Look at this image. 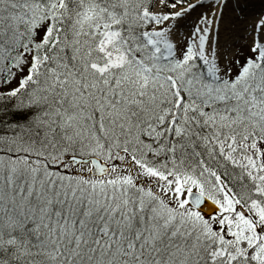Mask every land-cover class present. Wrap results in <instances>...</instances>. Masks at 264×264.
I'll return each mask as SVG.
<instances>
[{"label":"snow or ice","instance_id":"6c2138e0","mask_svg":"<svg viewBox=\"0 0 264 264\" xmlns=\"http://www.w3.org/2000/svg\"><path fill=\"white\" fill-rule=\"evenodd\" d=\"M0 264H264V0H0Z\"/></svg>","mask_w":264,"mask_h":264}]
</instances>
